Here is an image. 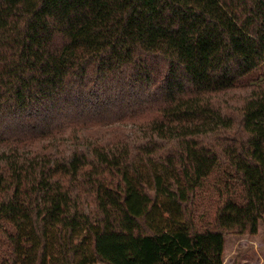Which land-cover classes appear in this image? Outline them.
<instances>
[{
    "label": "trees",
    "instance_id": "1",
    "mask_svg": "<svg viewBox=\"0 0 264 264\" xmlns=\"http://www.w3.org/2000/svg\"><path fill=\"white\" fill-rule=\"evenodd\" d=\"M263 64L264 0H0V264H223Z\"/></svg>",
    "mask_w": 264,
    "mask_h": 264
},
{
    "label": "rangeland",
    "instance_id": "2",
    "mask_svg": "<svg viewBox=\"0 0 264 264\" xmlns=\"http://www.w3.org/2000/svg\"><path fill=\"white\" fill-rule=\"evenodd\" d=\"M263 72L264 64L257 74ZM257 74H255V77H257ZM239 92L243 93L242 90ZM234 96L240 99V95L236 91H234ZM223 264H264V219L260 222L258 233L255 235L225 234Z\"/></svg>",
    "mask_w": 264,
    "mask_h": 264
}]
</instances>
